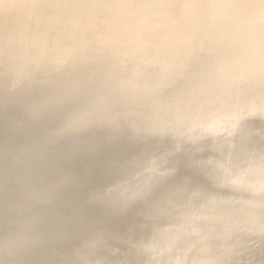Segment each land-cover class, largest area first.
Returning <instances> with one entry per match:
<instances>
[{"label": "bare ground", "instance_id": "obj_1", "mask_svg": "<svg viewBox=\"0 0 264 264\" xmlns=\"http://www.w3.org/2000/svg\"><path fill=\"white\" fill-rule=\"evenodd\" d=\"M36 1L35 3H38V1ZM40 1L43 3V0H39V2ZM136 1L140 3L139 6H137L139 11L146 15L148 13L150 14L148 11L149 4L158 2V4L156 3V13L161 23V26L158 27L159 29L147 33L144 39L139 41L140 43L136 41L137 44L130 45V47L125 50H115L108 53L92 52L88 58L86 57L88 56L86 53H81L82 51H79V54L72 59V64H70L66 70L58 72V77L56 76V78H59L68 74L70 77L63 79V81H66H56L55 84L48 88L43 87L34 90L31 84L35 83L38 78V75H34L31 79L27 80L28 82L32 81L31 83H24V87L28 90L23 98L18 96L19 91L12 95L9 94L10 91H1L2 89H0V104L3 106L2 109L4 110L12 106L24 107V110L21 111L22 116L26 113L32 114L34 119L30 124L33 125L34 128L43 127V116L51 107H55V105H57V107L48 111L50 112L48 115L52 116L59 114L57 113L59 110L63 114L59 124L54 130L44 132L42 136H40V139H38V145L43 151H40L38 154L40 155L39 158L38 156L35 157V159L32 158V161L37 165L36 169H32L24 175L22 179H19L22 184V196L27 192L28 195L30 194L31 198L30 201L19 199L16 202V207H14L15 213L13 214L15 218L12 221L14 222V227L8 230L7 235L5 234L6 237H4L3 244L1 242L3 247H7L5 252L9 257L8 262H10V264H98L99 261H91L96 260L97 254L99 253L98 251L102 248L101 245H103L107 237L105 235L95 236V233L102 230L109 231L108 225L110 223L106 227H102V223L96 221V217H94V207L92 206L93 199L91 197V201L88 200L87 202L90 205L89 209L85 208L89 206L84 203L83 198L77 199L72 207L68 206L64 200H71L75 198V196H77V198L81 197L86 193L85 190L87 187L91 188L93 186L105 185L106 181L107 184L114 183L109 194H115L116 196L125 195V191H128V193L131 192L134 186L136 188V185L138 188L145 186L147 189L154 187L156 189L157 186L162 183L161 179L165 176L162 172L166 169H169V172L171 170L174 171L175 167H177L176 165L181 161L177 158L181 157L182 153L178 152V148L172 147L170 143L173 140H177L178 143L184 142L183 146H186L192 144L194 142L193 140H199L200 137H203L202 139L208 138V135L212 134V132L210 133L211 129H213L212 131L214 132L216 131V127H214L215 124H213L214 121L210 119V116L219 111L221 119H225L224 123L228 122L227 119L235 118L237 115L242 114V117L238 120V127L236 125L237 131L233 132L236 134L232 135L237 136L236 139L239 140V145L242 144V146H238L237 140L235 141L237 145L234 143L237 149L234 148L235 146L233 145L235 149H232L233 152L227 149V153H221L222 155L224 154V156L220 157L219 155V158L216 160H207L205 158L207 149L210 148V150L214 149V151H217L220 147H224L215 142L214 144H209V146L207 145V147L202 146V148H199L190 158L192 160L189 159L190 161L186 160V162H182L183 166L191 168H194L193 164L196 165L197 169L201 168V172L204 170L207 172V167L210 170V168L216 165L220 166V164L223 163V166L221 165L222 169H218L219 172L215 170L218 172L217 174L212 172L213 174L211 173L208 177V188H204L200 185L194 189L195 194L208 190L209 193L211 192L210 194L213 193V201L215 204L224 203L226 205V203L229 202L228 196L231 194L233 196H238L241 193V195L246 197L250 201L249 203H251L254 201L257 194L259 195L264 192V148L262 150L257 148L260 143H264V137L262 138L263 140L260 139L264 134V124L256 130L252 128V132H256L250 134L252 121L259 123L260 120H258V117L264 115V37L252 33L244 49L236 53V51L233 52L234 45H232L230 49L228 48L226 50L227 53L224 54L225 66L223 71H221L223 76L224 74L231 75L235 70L241 69L240 73L243 75V85H241L242 87H236L235 90L238 89V93L235 90L236 93L231 91L234 95L230 92V97L229 91H224L222 93L216 92V94L211 96L205 95L204 92H200L199 98H196V102L193 103V107L199 110V114L194 115L191 114L192 112H187L188 114L185 115L180 113L181 115H178V117H174V112L171 111L176 105L178 98L187 91V88L190 87L191 84L194 85L196 82L195 80L199 81V83L204 82V76L201 73L199 76L198 74H194V72L198 71L197 67H189L187 69H179L177 67V69L175 68L176 65H174L173 70V67H170L173 64L172 61L164 63L167 61L164 53H155L154 49L158 47H153V45H151L153 39L159 38L162 41L159 48L162 46L165 48L166 46L167 49H174L181 46L179 44L184 42L182 37L186 33H191L194 40H197L200 45H208L216 35H229V27L232 24H234L232 27L234 30L239 26L261 21L264 16V0ZM226 2L229 3V6L225 5ZM27 4H29V2ZM209 6L210 11L207 12ZM185 8L190 9L191 16L188 15L187 11L186 15L181 18L185 21H174L172 16L175 15V12L178 10L181 12ZM38 9L35 10L36 13L39 11ZM92 9L94 8L89 6L86 10L92 11ZM149 14L148 16H150ZM190 18L193 19L190 20ZM59 25L62 26L63 29L68 27L64 24ZM86 27L87 28L83 30L88 31V29L91 28L90 26L89 28L88 26ZM24 29L26 28L17 26L13 30L14 33L12 31L0 33V47L10 51L11 53L9 56L14 55V51H16L17 48L23 47L28 44V42L31 43L34 40L37 46H41L45 51V55L40 57L44 60H49L51 56L49 50L54 46L53 43H64V41L70 38L67 36L56 37L53 40H42L37 38V36H34V38L29 35V31L31 30H25L28 31V33L24 34ZM77 29L79 28L75 30ZM75 30L74 32H76ZM72 32L73 30H71V33ZM234 32L235 31H233V33ZM87 33L84 32V35L79 38H82L81 40H83V42L85 38H90L89 43H93L91 42L92 35ZM28 37H32V41ZM190 38L189 36V39ZM187 42L188 41H186V43ZM114 44H116V42ZM121 44L122 42L120 45ZM147 52L148 55L145 57V61L149 60L150 63L153 59L152 57H156L154 61H161L157 62L160 64L148 65L149 63H144L142 60H139V56ZM153 53L159 55H154ZM160 55H162L163 58L165 57L164 60H162L163 58H160L161 60L157 58V56L161 57ZM204 57L199 61L201 66L199 69H202L207 61ZM38 59L39 57L23 58V61L20 62V69L28 68L31 72H34L32 67L36 64ZM73 60L75 61L73 62ZM161 67H163L162 69L164 70L162 73L159 71ZM53 76H55V74ZM158 77L163 78L159 79L160 81H156L155 78ZM192 78L195 80L193 79V81H190ZM80 82L83 83L81 84ZM172 82H175V84L172 85ZM74 83L80 84L83 90L75 93L74 91L65 92L66 87ZM162 83L167 85L165 89L155 91L156 93L152 90L154 87L148 90L150 89L148 88L149 86H157ZM177 83L179 84L176 85ZM26 84L29 86H25ZM86 86H90L91 88L87 89L90 91L85 94L84 91H87L85 89ZM255 92H257V94L246 98L247 94H253ZM58 94L60 96H58ZM226 98L228 101H226ZM229 98H235V100L229 102ZM250 99H257V103L254 102V104L249 102ZM228 103L229 105L220 108L222 105ZM240 107L244 108V112H236L237 115L232 113V110L240 109ZM9 128L10 126H7L3 128L2 131H10ZM232 139H234V137H232ZM47 141H69L67 146H61L59 149L60 152L67 147H70V150L73 149V154L76 156L71 155V161L74 163L76 158H80L81 162L86 161L85 164L87 163L88 172H92L91 170L95 169L97 164L102 162L101 172L99 171L97 173L98 176L87 175L92 180L93 176H96L95 183L92 182L85 185L80 182L77 184L76 179L70 181L73 175L70 179H67V174L61 176V168H59L61 165V162H59L60 158L56 159L55 156L42 153L44 152L43 147ZM227 141L229 142V140ZM226 142L224 141V143ZM230 145L232 146V144ZM162 146L167 148L164 153L160 152ZM244 146H247V148ZM243 147L245 149L244 152ZM227 148H229V144ZM121 149L125 151L122 158L118 155L121 153ZM222 149H220V151ZM229 149H231V147ZM17 150L18 151L15 152L13 157L15 159L11 161V165L16 162V158L20 162L28 160L29 154L27 153V148ZM225 150L221 152H225ZM152 157H155V159L153 160ZM226 161H228L229 165L224 167V165L227 164ZM29 162H31V159ZM45 164H50L51 174H53L55 178L48 177L38 181L36 178L40 172L39 168ZM145 167H148V169L141 172L139 177L137 176L138 178L133 174ZM179 167L182 166L179 165ZM153 169L155 173L157 172L155 177L151 175L153 174ZM100 173L102 176H100ZM192 175L193 172L180 180L179 184L175 187L171 188L169 190L170 195L166 197V199H169L173 204H177V195L181 193L184 186H186L185 184L193 179ZM10 177L11 179L16 178V180H18V177L13 178V175ZM152 180L154 181L151 183ZM193 185L195 184L193 183ZM72 187L73 190H71ZM147 189H145V191ZM111 191L115 193H111ZM33 192H35V194ZM140 192L141 190L138 191V193ZM34 199L36 200L34 201ZM95 199L98 202L103 201L102 199L99 200L100 197ZM5 201L6 199L0 201V227L7 226L10 218L13 217V215L10 217V207H7L6 203L4 204ZM158 202H161V199ZM249 203H247V207H245L242 213L256 212L254 211L255 208ZM123 204L124 203L120 202L116 204V207L119 208ZM261 206L262 207L259 206L258 208L262 209L264 203L261 204ZM64 208L67 209V212L63 213V211H65ZM259 209L256 210L259 211ZM52 210L55 212V215L52 213ZM90 210L91 213L89 212ZM61 212L63 215L59 217ZM114 213V210L110 211L107 216L108 219H111V215L116 216ZM83 216H85L86 219L90 216V219H92L90 220L92 224L89 225V223L87 229L83 228L85 225V219L82 222ZM45 224L50 225L44 226ZM68 226L72 227L69 229ZM126 229L127 228L121 230V235L114 236L115 234H110L112 236L111 238L119 237L117 239H120L123 237V239H125L124 237H134L137 235L136 232L132 230L133 227L131 228V233L127 232ZM47 231L49 233H47ZM136 238H142L143 242L146 241V237L143 236H137ZM46 239L52 241L49 242L48 240L47 242L45 241ZM187 239L188 237H184V240L187 241ZM142 244L143 246L145 245V243ZM141 246L139 245L140 248ZM72 249L73 253H71ZM63 251L64 253L62 254L61 252ZM87 255L94 256L87 257ZM120 256L121 257L117 256L112 258L113 264H126V262H124L125 258L122 257L125 255L120 254Z\"/></svg>", "mask_w": 264, "mask_h": 264}, {"label": "rangeland", "instance_id": "obj_2", "mask_svg": "<svg viewBox=\"0 0 264 264\" xmlns=\"http://www.w3.org/2000/svg\"><path fill=\"white\" fill-rule=\"evenodd\" d=\"M27 1L30 5L27 4ZM35 1L36 0H0V33L10 31L13 32L15 27L19 26L26 28L24 31L31 30L29 31V35L32 37L37 36V38L42 40H53L56 37L67 36L70 38L64 41V43H53L54 46L49 50V53L51 54L49 60H44L40 57L45 55V51L41 46H37L36 41H32V37H28L31 39V43L28 42V44L24 45L23 47L21 46L17 48V50L14 51L15 54L11 56H9L11 53L10 51L0 47V89H2L1 91H10L9 94L12 95L19 91L18 96L20 98H23L26 91L28 90L26 87H24V83H31L32 81L28 82L27 80L31 79L34 75H38V78L36 79L37 81L31 84L33 85L32 88H34V90H38L37 88L40 89L43 87L48 88L55 84L56 81H63V79L70 77L68 74H65L64 76L56 78L58 72L66 70V68L72 64V59H74L79 54V51H82L81 53H86L88 55L86 57L88 58L92 52L108 53L115 50H125L129 48L130 45L137 44L139 41L144 39L147 33L159 29L158 27L161 26L156 13L158 2L149 4L148 11L150 14H148L150 16H148V14L146 15L139 11L137 6H139L140 3H137L136 0H43V3L40 1L41 4L39 0H37L40 5L35 3ZM225 5L229 6V3L226 2ZM89 6H92L94 9H92V11H87L86 9H88ZM33 9L34 11L38 9L41 13L39 11L36 13V11L34 12ZM77 9L80 11L78 12ZM187 11L188 15L191 16L190 9L185 8L181 12L179 10L175 12V15L172 16L173 20L176 22L185 21L181 18L182 16L186 15ZM209 11L210 6L207 8V12ZM192 19L190 18V20ZM59 24H64L68 27L63 29ZM233 25L234 24L229 27L230 30H233ZM86 26H88V28L90 26L91 28L88 29V31H85L83 29L87 28ZM239 27L233 30L235 31L234 33L233 31L229 30V35L224 34L222 36H214L210 43L205 46L200 45L197 40H194V37H192L193 35H191V33H186L182 37V39H184L183 43L185 46L183 43H180L179 45L181 46L177 45L179 47L174 49H167L166 46L165 48L163 46L159 48V45L162 44V41L159 38L153 39L151 45H153V47H158L154 49V52L159 54L164 53V56L166 57L164 58L167 59V61L164 63L172 61L173 64L169 66L173 67V70L174 65H176L175 68L178 67L179 69L197 67L198 71L194 72V74H198L199 76L201 73L204 76V82L202 83H199V81L195 80L194 78L190 80L193 81L194 79L196 82L194 85L191 84V86L187 88V91L178 98L176 105L171 110L174 112V117H178V115H181L180 113L183 115L188 114L187 112H192L191 114L194 115L199 114V110L193 107V103L196 102V98H199L200 92H204L205 95L211 96L216 94V92L222 93L224 91H229L230 95L231 91L234 93L238 91V89L235 90L236 87H242L241 85H243V75L240 73L241 69L235 70V72L231 75H222L221 71H223L225 66L224 54L227 53L226 50L228 48L230 49V46L232 45H234L233 52L236 51L237 53L241 49H244L248 44L247 42L250 39L252 33L264 37V16L262 17L261 21H255L249 23L248 25ZM76 28L79 29L75 30ZM71 30H73L72 33ZM74 30L76 32H74ZM84 32H89L87 34L92 35L91 42L93 43H89L90 38H85L84 42L81 40L82 38H79L84 35ZM26 33H28V31L24 32V34ZM189 36L191 37L190 39ZM120 41L122 42L121 45ZM186 41L188 42L186 43ZM115 42L116 44H114ZM147 55L148 52L139 56V60H142L144 63H149V60L145 61V57ZM160 56L161 57L157 56V58H163L162 55ZM25 57H39V59L36 61V64L32 67L34 72H31L28 68L20 69V62L23 61V58ZM202 57H204V59L206 58L207 61L203 65V68L199 69V67H201L199 61L202 59ZM152 58L151 59L153 61L151 60L148 65L160 64L157 62L161 61H154L156 57ZM164 58L162 60H164ZM74 61L75 60H73V62ZM162 68L163 67L159 69L161 73L164 71ZM54 74L55 76H53ZM161 78L158 77L155 79L156 81H160L159 79ZM80 83L82 84L83 82ZM27 84L25 86H29ZM174 84L175 82H172V85ZM178 84L179 83L176 85ZM166 87L167 85L162 83L157 86H149L148 88L150 89L148 90H151L152 88V90L155 92L165 89ZM89 88L91 87L86 86L85 89L87 90ZM82 90L83 88L80 84L74 83L66 87L65 92L74 91L75 93ZM89 91L90 90L84 92L86 94ZM233 92H231V94L234 95ZM254 94H257V92L253 94H247L246 98L251 97ZM58 96L60 95L58 94ZM231 100H235V98H229V102ZM256 100L257 99H250L249 102L254 103ZM226 101H228L227 98ZM227 105H229V103L222 105L220 108H224ZM55 107H57V105H55ZM55 107H51V109L48 111L54 109ZM2 108L3 106L0 104V201L6 199L4 204L6 203V206L10 207L9 214L11 217L15 213L14 207H16V202L19 199L30 201L31 196L30 194L28 195L27 192L26 194L23 193L24 195L22 196V184L20 183L19 179H22L24 175H26L32 169H36L37 167L36 163L32 161V158L35 159L37 156L39 158L40 155L38 154L40 151H43L38 145V139H40V136H42L44 132H50L54 130V128L59 124L63 114L59 110L57 111L59 114L49 116L48 114L50 112L47 111V115L45 114L42 119L44 120L43 127L34 128V126L30 124L34 119L33 115L25 112L26 114L22 116L21 111L24 110V107L12 106L4 110ZM239 111L244 112V108L240 107V109L232 110V113L237 115L236 112ZM220 116V111L216 114H211L210 119L214 121L213 124H215L214 127H216V131L214 132L212 131L213 129H211L210 133L212 132V134L208 135V138L202 139L203 137H200L199 140H193L194 142L192 144L186 146H183L184 142L178 143L177 140H173L170 143L172 147H177L178 152L182 153L181 157L177 158L181 160H179L181 163L176 162L178 163L176 165L177 167H175L176 171L174 169V171L171 170L169 172V169H163L164 171L162 173H164L165 176L161 179L162 183H160L156 189L155 187L147 189L145 186L138 188L136 185V188L134 186V189L132 188L131 192L128 193V191H125V195L116 196L115 194H109V191L111 188H113L114 183L107 184L106 181L105 185L93 186L91 188L87 187L85 190L86 193L84 192L85 194L81 197L77 198V196H75L76 199L73 198L71 200H64L68 206L72 207L77 199L79 200L83 198L84 203L89 206L85 208L89 209L90 205L87 202L88 200L91 201V197L93 199L92 206L94 207V217H96V221L101 222L102 227H106L109 223L111 224L108 225L110 233L109 231L105 230L95 233V236L105 235L107 238L105 239L103 245H101L102 248L98 251L99 253L97 254L96 260H92L91 262L99 261L98 264H113V257H121L120 254H124L125 256L122 257L125 258L124 262H126V264H264V207L262 209L258 208L259 206L262 207L261 204L264 203V192L259 195L257 194L256 198L251 203H249L250 201L240 193L238 196H233L232 194L228 196L229 202L226 203V205L224 203L215 204L213 201V193L210 194L211 192L209 193L208 190H205V192L201 191L195 194L194 189L200 185H202L204 188H208V177L212 172L217 174L219 170L222 169L221 165L223 163L220 164V166L216 165L210 168V170L207 167V172L205 170L201 172V168L197 169L196 165L194 164V168L183 166L182 164V162H186V160L188 161L192 155L199 150V148H202V146L207 147V145L209 146V144H214L215 142L224 147H220L217 151H214V149L210 150V148L207 149V153H205V158L207 160H216L219 158V155L220 157L224 156V154L222 155L221 153H227V149L228 151L230 150L233 152L232 149L236 148L237 144L238 146H242V144L239 145V140L236 139L237 136H232L236 134L233 132L237 131L238 120L242 117V114L237 115L235 118L227 119V123H224L225 119H221ZM258 118V120H260L259 123L252 121L250 134L256 132H252V128L256 130L258 127H262L261 125L264 124V115H261ZM7 126H10V131H2V129ZM232 137H234L235 140L232 139ZM263 137L264 134L260 139L263 140ZM227 140H229V142ZM224 141H227L226 143L229 144V148L231 147V149L227 148L228 144L224 143ZM235 141H237V144ZM68 143L69 141H47L43 147L44 152L42 153L55 156L56 159L60 158L59 162H61V165L59 168H61V176L67 174V179H70L73 175L70 181L76 179L77 184L80 182L81 184L85 185L92 182L95 183L97 178L96 176H98L97 173L102 168V162L97 164L95 169L91 170L93 173L88 172L87 163L85 164L86 161L81 162L80 158H76L74 163L71 161L70 156L75 155L73 154V149L70 150V147H67L60 152L59 149L61 146L65 147ZM230 144H232V146ZM244 147L243 152L245 151ZM21 148H27V153L29 154L28 160L20 162L16 158V162L11 165V161H14L15 159L13 158L15 152L18 151L17 149ZM245 148H247V146ZM257 148L262 150L264 148V143H260ZM166 149L167 148L165 146H162L160 148V152L164 153ZM220 149L225 150V152H221L222 150L220 151ZM120 152L121 153L118 155H120L122 158L125 151L124 149H121ZM258 156L260 157L259 154ZM30 159L31 162H29ZM152 159L154 160L155 157H152ZM228 161H226L227 164L224 165V167L229 165ZM179 165L182 167H179ZM55 166L58 167L57 165ZM39 169L40 172L36 178L38 181L48 177L55 178V176L51 174L50 164H45ZM146 169H148V167H145L133 174L136 177H139V174H141V172ZM189 170L193 172V179L190 182H187L181 193L177 195V204L171 203L169 199H166V197L170 195L169 190L179 184L180 180H182L185 176L191 174ZM153 171V174L151 175L155 177L157 172L155 173L154 169ZM11 175H13V178L18 177V180H16V178L11 179ZM87 175L96 176H93L92 180ZM100 176H102L101 173ZM153 181L154 180H152L151 183ZM193 183L195 185H193ZM145 189L147 190L145 191ZM71 190H73V187ZM139 190H141L142 193H138ZM33 193L35 194V192ZM111 193L115 192L111 191ZM97 197H100L99 200H103L101 201L102 203L95 199ZM160 199L161 202H158ZM35 200L36 199H34V201ZM120 202L124 204L117 208L116 204H119ZM247 203L251 204L252 207L255 208L254 211L256 212L242 213L244 212L245 207H247ZM64 209L65 211H63V213L67 212V209ZM256 209H259V211ZM91 210L89 211L90 213ZM112 210L115 211L114 214H116V216L109 215L111 219H108L107 216ZM52 213L55 215L53 210ZM62 215L63 214L61 212L59 217H62ZM14 218L15 216L13 215V217L10 218L7 226L5 225L0 227V264H10V262H8L9 257L5 252L7 247H3L2 244L8 230L14 227V222H12ZM90 220H92L90 219V216L87 219L85 216L82 217V222H85V225L83 224V228L87 229L88 226L92 224L90 223ZM48 225L50 224H45L44 226ZM71 227L72 226H68L69 229ZM132 227V230H134L137 234L136 236L124 237L125 239H123V237L120 239H117L119 237L111 238L112 236L110 234H115L114 236L121 235V230L125 228H127V232L131 233ZM47 233L49 232L47 231ZM137 236L146 237V241L143 242L142 238H136ZM184 237H188L187 241L184 240ZM48 240L49 242L52 241L50 239ZM48 240L46 239L45 241L48 242ZM142 243H145V245L143 246ZM61 253L63 254L64 251ZM71 253H73V249ZM88 256L89 255H87V257Z\"/></svg>", "mask_w": 264, "mask_h": 264}]
</instances>
